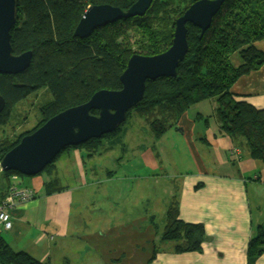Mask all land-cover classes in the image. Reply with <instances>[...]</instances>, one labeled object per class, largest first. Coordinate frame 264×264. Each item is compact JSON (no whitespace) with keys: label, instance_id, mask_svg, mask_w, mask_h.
I'll return each instance as SVG.
<instances>
[{"label":"trees","instance_id":"16d2710c","mask_svg":"<svg viewBox=\"0 0 264 264\" xmlns=\"http://www.w3.org/2000/svg\"><path fill=\"white\" fill-rule=\"evenodd\" d=\"M16 1L17 23L11 31L14 53L33 52V59L21 74L0 73V95L6 100L0 128L11 124L14 110L24 100L45 90L52 98L40 107L41 119L34 129L0 139V161L23 137L62 111L86 103L101 90H121L120 77L130 58L167 51L176 20L199 0H154L144 16L121 19L85 39L74 33L88 7L111 5L127 11L138 0ZM187 28L189 51L177 68V76L147 81L143 100L127 119L135 111L160 139L193 107L214 101L220 132L244 144L252 159L264 163V109L238 100L232 91L242 77L264 66V51L257 46L264 41V0H227L202 38L200 28L193 24ZM122 126L101 139L69 147L60 155L76 149L84 158L93 157L103 147L104 139L123 133ZM60 155L44 170L51 178L45 186L48 195L64 189L57 178ZM205 241L203 224L182 221L174 201L167 212L161 243L173 244L175 253H186L201 252ZM157 252L156 248L153 259ZM247 254L249 264H255L264 254V225L250 241ZM0 264L50 263L26 251H14L0 235Z\"/></svg>","mask_w":264,"mask_h":264},{"label":"crops","instance_id":"0c3cea01","mask_svg":"<svg viewBox=\"0 0 264 264\" xmlns=\"http://www.w3.org/2000/svg\"><path fill=\"white\" fill-rule=\"evenodd\" d=\"M257 46L264 51V41ZM232 91L238 100L264 109V66L260 71L242 77ZM216 109V102H202L184 114L177 127L170 130L173 131L171 140L185 147L192 163L187 173L179 175L177 182L168 184L164 174L157 178L154 177L156 174L138 178L140 171L126 175L125 179L111 174L107 176L110 189L102 191L106 181H99L95 175L90 177L82 153L70 150L64 153L63 164L71 174L72 182L61 186L64 189L46 194L45 186L51 181L47 173L16 182L37 195L31 201H19L13 214L16 216L14 228L2 234L3 238L13 246L29 237L23 250L33 255L36 252L33 245L36 246L42 236L44 240H53L55 236L70 235L72 241L77 238L85 241L89 251L105 264H249L248 245L264 225V163L252 159L244 144L220 132ZM159 146L162 149L163 145ZM235 150L239 151V159ZM162 154L157 150L151 158L155 162L148 159L142 168L148 171L150 166L152 172L161 169L164 165L160 160ZM56 167L60 181L58 163ZM126 170L136 172L130 166ZM1 180L0 199L14 182L7 173ZM140 190L143 193L140 200L149 202L152 210H165L166 222L168 209L176 201L182 221L203 224L206 241L202 251L175 253L173 244L171 247L161 244L159 248L156 214L153 213L145 228L137 219H125L119 214L113 197L108 195L122 191L135 196ZM90 205L92 216L101 219L100 225H91L94 222L91 219L85 230H81L75 225L77 218L73 217L75 212ZM36 231L43 233L33 236ZM156 248L158 252L153 259ZM255 264H264V254Z\"/></svg>","mask_w":264,"mask_h":264},{"label":"water","instance_id":"95a60500","mask_svg":"<svg viewBox=\"0 0 264 264\" xmlns=\"http://www.w3.org/2000/svg\"><path fill=\"white\" fill-rule=\"evenodd\" d=\"M227 0H199L176 20L171 47L155 56L133 55L120 77L119 91L101 90L86 103L71 107L49 119L26 135L0 161L4 172L38 176L67 148L116 132L128 113L144 98L147 81L177 76V68L188 51V24L201 29L200 38L211 27ZM154 0H138L125 11L111 5L90 6L75 30V37L85 39L97 29L121 19L144 16ZM17 23V1L0 0V73L18 75L31 65L33 52L14 53L11 31ZM6 100L0 95V113ZM96 111V114L93 112Z\"/></svg>","mask_w":264,"mask_h":264},{"label":"rangeland","instance_id":"374dc122","mask_svg":"<svg viewBox=\"0 0 264 264\" xmlns=\"http://www.w3.org/2000/svg\"><path fill=\"white\" fill-rule=\"evenodd\" d=\"M40 93H43L40 95ZM24 100L17 108L14 110L13 119L11 124L0 128V139L4 137H13L14 135H19L34 129L41 119V110L40 107L46 104L51 100V95L45 90ZM47 94V95H46ZM45 96V97H44ZM19 115L18 118L14 117ZM122 134L120 133L117 136H114L110 139L103 140V147L94 154L92 159L89 157L85 158L87 169H89V176L96 178L99 181H106L103 183L102 191L110 189V185L107 183V176L113 174L114 177H125L126 175L136 174L137 171H140L138 174L139 177H151V174H156L154 177L157 178V175L162 176L164 174L165 180L173 184L177 182L179 175L187 173L189 166L192 164L191 160L188 157V152L185 147L180 145V143H175L171 140L173 131H169L164 137L158 140L155 134L151 129L146 125L142 118L133 111L130 118L122 126ZM159 144H162V149ZM136 145V146H133ZM138 145V146H137ZM125 148H121L124 147ZM155 150V151H154ZM157 150L163 152L161 156V161L163 162V167L161 169H156L152 172L151 167H148V171L143 169L146 165L148 159L152 162H155L154 154H157ZM66 155H60L56 163L59 164V185H68L67 183L72 182L71 174L67 170L66 166L63 164ZM157 158V157H156ZM91 159V160H90ZM134 168L136 172H128L126 168L129 166ZM143 170H140V169ZM153 169V168H152ZM152 172V173H151ZM173 172V173H172ZM44 173H47L44 172ZM43 173V174H44ZM5 172L0 168V183L1 178L5 177ZM168 174V176H166ZM140 175V176H139ZM37 178L38 176H19L21 179H31ZM77 180V179H75ZM76 181L73 187L76 185ZM116 184V183H115ZM143 193L138 192L134 194L135 196L128 193H123L122 191L110 192L108 195L113 197L114 207L119 214L123 215L125 219L131 218L138 220V224L143 227H148L151 222V216L153 213L156 214L155 218V227L158 230L159 237L157 246L161 247V238L162 233L165 227L166 214L165 210L162 209H153L147 201H141V196ZM80 198L83 196L80 194ZM90 206H85L83 210L75 212L73 218H77L78 228L85 230L89 225L91 219L94 221L91 223L95 225H100L101 219L95 218L92 216V210ZM152 212V214H151ZM42 231H36L33 236L41 235ZM5 234V232H3ZM27 239L24 238L22 242L13 244L10 246L14 251H25L23 250L24 244ZM33 239V238H32ZM70 235L66 237L55 236L53 240H44L43 236L38 243L33 245L36 248V252L32 255L37 259H44V261L49 262L50 264H105L102 259H99L96 254H92L89 251V245L82 239H74ZM172 244H166L164 247H171ZM163 247V246H162ZM118 262H113L117 264Z\"/></svg>","mask_w":264,"mask_h":264},{"label":"built area","instance_id":"2783aa9c","mask_svg":"<svg viewBox=\"0 0 264 264\" xmlns=\"http://www.w3.org/2000/svg\"><path fill=\"white\" fill-rule=\"evenodd\" d=\"M236 151L238 159L239 151ZM235 157V153H234ZM19 179V175L10 173V180L14 181L8 187L3 197L0 199V235L3 232L12 231L15 225L16 216L14 211L20 204L19 201H31L35 199V193L29 188L18 185L16 182Z\"/></svg>","mask_w":264,"mask_h":264},{"label":"clouds","instance_id":"9594fccd","mask_svg":"<svg viewBox=\"0 0 264 264\" xmlns=\"http://www.w3.org/2000/svg\"><path fill=\"white\" fill-rule=\"evenodd\" d=\"M10 175V174H9Z\"/></svg>","mask_w":264,"mask_h":264}]
</instances>
